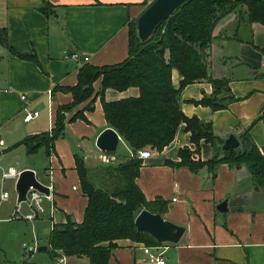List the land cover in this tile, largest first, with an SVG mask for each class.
I'll list each match as a JSON object with an SVG mask.
<instances>
[{"label":"crops","instance_id":"crops-1","mask_svg":"<svg viewBox=\"0 0 264 264\" xmlns=\"http://www.w3.org/2000/svg\"><path fill=\"white\" fill-rule=\"evenodd\" d=\"M150 1L0 0V27L6 29V42L0 44V139L6 147L0 151V167L13 166L20 171L30 168L40 182L52 188L51 199L44 202L45 212L34 224L29 222L35 231L32 242L36 239L38 247L46 246L49 235H41L40 225H46L50 232L54 223L63 224L71 217L76 223L83 219L87 197L81 190L76 156L82 158L96 182H101L97 170L105 165L99 160L101 151L96 138L110 127L97 94L101 78L93 84L96 95L91 110L85 109L91 100L88 98L65 112L68 119L83 110L86 119L66 121L49 155L43 146L28 154L20 142L26 136L50 132L57 109L72 101V94L59 87L77 83L81 63L66 55L73 51L86 54L89 56L86 63L98 67L121 62L128 56V23ZM46 4L48 8L40 9ZM207 60L210 76L227 79L235 99L219 110L195 103L213 91L211 82L202 79L181 90V111L188 117L210 122L221 144L230 134L239 141L247 132L259 150H263L264 26L246 19L239 23L237 12L226 14L214 27ZM180 79L173 69L175 87ZM103 95L105 100L115 101L137 97L139 89L130 86L118 91L109 87ZM34 111L38 115L25 122V113ZM183 147L193 150L195 145L181 123L173 140L162 150L150 148L152 155L141 159L135 179L147 200L161 198L166 202L162 214L165 219L185 227L177 244H162L165 264H264V187L254 186L245 166L221 163L214 178L206 166L196 172L175 166L180 159L178 151ZM40 150L45 160L36 156ZM117 150V163L134 153L120 135ZM220 151L223 152L221 145ZM214 153L211 143L200 141L201 160L211 159ZM104 184L111 186L110 181ZM222 202L225 211L217 209ZM7 218V214L0 215V220ZM114 242L116 246L111 248L107 264H150L143 251L148 245L128 238ZM45 255L40 263L90 264L86 255L65 256L63 260L51 256L49 251Z\"/></svg>","mask_w":264,"mask_h":264},{"label":"trees","instance_id":"trees-1","mask_svg":"<svg viewBox=\"0 0 264 264\" xmlns=\"http://www.w3.org/2000/svg\"><path fill=\"white\" fill-rule=\"evenodd\" d=\"M45 8H48L47 4L40 9ZM230 12H237L239 23L246 19L249 23L258 22L264 26V0H184L173 11L171 18L145 42L137 37L135 19L131 20L128 23V56L124 60L103 67L82 63L77 83L59 87L72 94V101L57 109L50 132L26 136L20 142L26 146L28 154L43 146L49 155L54 140L62 135L66 121L86 119L83 110L76 111L68 119L65 112L72 111L88 98L91 100L85 109L91 110L96 95L93 84L101 78L97 94L101 98L105 120L134 155L119 163L115 160L111 164H104L97 170V176L101 179L99 183L82 158L76 156L75 166L87 204L80 223L68 219L63 224H52L44 249L51 256L86 255L90 264H107L111 248L116 246L115 240L128 238L148 246L163 244L148 233L137 232L135 227L134 219L141 209L161 215L166 210L163 199L147 200L136 184L142 161L136 153L144 147L162 150L173 140L181 123H184V129L189 132L195 148H180V159L174 163L175 166L186 167L192 172L206 166L212 178L221 163L231 167L245 166L254 186L264 187V149L259 150L247 132L240 136L237 148L221 152L220 139L213 131L212 124L196 116L188 117L180 109L181 90L202 79L211 82L213 91L195 103L219 110L235 99L227 79L210 76L207 60L214 27ZM5 42L6 29L0 27V44ZM173 69L181 76L178 87L172 83ZM130 86L138 87L137 97L105 100L103 94L106 88L122 91ZM201 140L214 147L215 153L207 161L199 157ZM107 181L111 182V186L104 184ZM105 242L107 245H103Z\"/></svg>","mask_w":264,"mask_h":264},{"label":"water","instance_id":"water-1","mask_svg":"<svg viewBox=\"0 0 264 264\" xmlns=\"http://www.w3.org/2000/svg\"><path fill=\"white\" fill-rule=\"evenodd\" d=\"M184 0H152L135 19V29L137 37L141 42L151 38L157 29L172 16L173 11ZM119 143V134L112 127L104 128L96 138V146L100 151H116ZM239 146L238 139L230 134L221 144V150L235 149ZM37 189L45 195L50 194L49 186L40 182L34 170L26 168L20 171L15 190L17 193L16 201L26 200V193L29 187ZM220 211H225V202L217 206ZM71 221L74 219L71 217ZM137 232L150 234L159 243L177 244L181 239L185 227L177 225L165 219L160 213L151 212L148 209H141L134 219ZM46 246H39L38 250L45 249ZM24 264H27L24 262Z\"/></svg>","mask_w":264,"mask_h":264},{"label":"rangeland","instance_id":"rangeland-1","mask_svg":"<svg viewBox=\"0 0 264 264\" xmlns=\"http://www.w3.org/2000/svg\"><path fill=\"white\" fill-rule=\"evenodd\" d=\"M9 151L10 149L4 152ZM117 151L118 150L116 149L115 152ZM36 156H41L42 158L40 157V160H45L43 150H40ZM43 168L44 167L42 166V170ZM39 178L41 179L40 175ZM15 180L16 179L5 180L2 184L0 182V188L2 185L4 191H6L10 196L8 201H4L2 204L0 203V215L7 214L8 217L7 219L0 220V264H24V262L28 264H43V262L40 263V261L42 257H46V251H39L38 247L35 250L23 248L24 244L28 247L33 245L32 237L33 233L35 234V231H33L34 227L33 229L31 228L34 223L31 222L33 223L31 224L23 221V219L17 220L12 218L17 204ZM22 211L26 212V206L24 203L22 204ZM40 229L43 231L41 232V235H44L45 233L49 234V231L46 229V225H40ZM40 239L41 241L43 240L41 236ZM144 244L146 245V243Z\"/></svg>","mask_w":264,"mask_h":264},{"label":"built area","instance_id":"built-area-1","mask_svg":"<svg viewBox=\"0 0 264 264\" xmlns=\"http://www.w3.org/2000/svg\"><path fill=\"white\" fill-rule=\"evenodd\" d=\"M66 56L74 58L78 60L81 64L86 63L89 61V56L86 54H80L77 51H73ZM21 98H25V95H21ZM38 112H26L23 116V120L25 122L30 121L34 116H37ZM6 147L3 143V141L0 139V151L5 150ZM134 153L132 154V156ZM152 155V150L149 147L141 148L137 151L136 156L139 158H148ZM99 160L102 164H111L116 160L115 151L113 152H107V151H101L99 154ZM20 173V170H17L13 166H9L8 168H2L0 167V182L2 184L3 181L8 179H17L18 175ZM50 188V194L45 195L44 193L38 191L37 189L33 188L32 186L29 187L27 193H26V200L17 202L15 206V212L12 218L14 219H23L28 222H33L40 214H42L45 211L44 202L46 200L51 199V186ZM9 198V194L4 191V189H0V202L6 201ZM174 200V198H173ZM25 204L26 206V212L22 211V204ZM38 247V242L36 239L33 240L32 246H27L26 244L23 245L24 249H30L35 250ZM143 251L146 254V260L150 264H165V260L162 256L163 254V247L162 245H155V246H144ZM65 256L61 255L59 256V260H63Z\"/></svg>","mask_w":264,"mask_h":264}]
</instances>
